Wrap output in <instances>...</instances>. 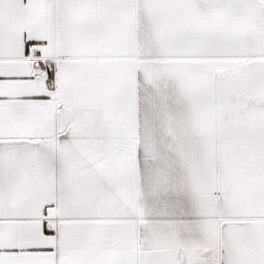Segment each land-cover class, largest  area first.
<instances>
[{"label":"snow or ice","instance_id":"obj_1","mask_svg":"<svg viewBox=\"0 0 264 264\" xmlns=\"http://www.w3.org/2000/svg\"><path fill=\"white\" fill-rule=\"evenodd\" d=\"M0 264H264V0H0Z\"/></svg>","mask_w":264,"mask_h":264}]
</instances>
